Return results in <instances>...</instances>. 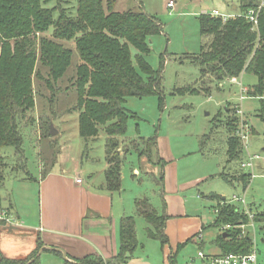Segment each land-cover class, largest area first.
I'll return each instance as SVG.
<instances>
[{
    "label": "trees",
    "instance_id": "trees-1",
    "mask_svg": "<svg viewBox=\"0 0 264 264\" xmlns=\"http://www.w3.org/2000/svg\"><path fill=\"white\" fill-rule=\"evenodd\" d=\"M114 1L77 0L72 14L60 5L44 6L45 0H0V186L5 182L7 169H26V136H37L40 123H43L41 132L50 134L49 116L44 119V109L41 115L39 101L54 98L53 85L72 65V51L64 43L73 41L79 57L73 68L71 86L76 91L78 133L85 142L104 133L107 166L102 187L107 191H120L124 157L121 152L129 151L127 144L122 147L126 140L121 138L126 135L129 119L135 116L125 107V99L158 95L159 104L162 103L166 53L159 58L157 67L146 58L151 51V38L163 31L158 17L132 9L114 10ZM258 4V0H240L238 12L226 17L210 12L199 14V32L207 40L198 52L189 53L188 58L197 63L202 75L209 76V87L224 79H234L242 72L257 76V82L248 87L246 95L259 97V116L264 122V5ZM248 10L255 11V23L246 17ZM44 88H51V92L45 93ZM227 107L228 115L223 124L227 162L240 164L244 147L235 135L240 122L236 112L239 104ZM243 121L248 125L245 118ZM212 132L201 136V148ZM137 141L133 148L138 158L145 155L153 165L159 166L156 181L163 190L166 161L158 155L155 160L152 155H146L155 149L157 152V136H138ZM8 159L13 162L9 163ZM220 173L228 180L225 173ZM246 184L247 181L243 188ZM212 195L216 199V212L211 226L220 228L223 223L249 222L246 214L235 211L234 203H221L225 197ZM135 206V215H123L119 219V242L114 255L106 259L100 255H85L75 258L76 264H127L137 249L144 247L137 236V215L146 222L145 235L164 248L169 241L165 233L169 218L166 208L162 205L164 210L158 212L146 199L136 200ZM256 215L255 219L264 218L263 214ZM240 232L235 228L214 239L219 254L250 251L251 238L239 236ZM190 240L191 237L178 243L175 251L166 257L168 264H179V249ZM41 246L40 241L27 258H1L0 264H40Z\"/></svg>",
    "mask_w": 264,
    "mask_h": 264
},
{
    "label": "rangeland",
    "instance_id": "rangeland-1",
    "mask_svg": "<svg viewBox=\"0 0 264 264\" xmlns=\"http://www.w3.org/2000/svg\"><path fill=\"white\" fill-rule=\"evenodd\" d=\"M168 1L170 0H115L113 4V9L117 11L132 9L157 16L163 31L151 38V51L146 55V58L152 66L157 67L159 58L165 53L167 54H165L164 59L166 60L162 70V103L159 104L158 95L132 96L125 99V107L134 112L135 116L129 119L126 135L121 138V140H124L123 138L126 140L125 143H122V147L127 144L129 151L127 154L121 152V155L124 156L121 165L123 179L121 190L118 192L123 193L126 215H134L135 199L148 200L158 212L164 210L163 206H166V200L163 199L162 188L156 181L160 170L159 166L153 165L150 160L146 159L145 155L139 159L133 146L137 144L138 136L166 137L173 153L170 164L176 167L177 175L183 184L186 183L184 180L192 178L198 180L196 185H191V187L181 191L186 200L188 211H184V214L180 215L172 213L171 217L167 214L169 220H174L168 224L167 230L173 240V245L176 244V248L178 245L176 241L181 240L182 232L190 226L187 224V220L198 215L203 223L209 224L213 221L215 212L214 208L212 209L210 206L213 201L203 194H207L208 191L220 192L218 194L221 196L223 193L227 194L225 195L227 198L231 194L237 193L220 173L224 170L228 171V168L223 169L222 167L226 159L224 153L226 143L223 139L226 135L223 124L227 115L224 112L222 113L223 117H218L217 112L218 107H224L227 102H229L227 105L230 106L236 104L239 101V87L242 83L245 86L253 85L255 76L250 74L253 79L247 75L242 76L244 73L242 72L234 80L229 78L234 82L233 85H228L227 80L229 82L230 80L224 79L223 81L226 83L222 86L218 84L213 86L220 90L218 91L211 86L209 87V76L202 75L197 63L188 58L189 53L198 52L200 45L207 40L206 37L203 39L199 32L197 17L205 12H201V10H209L213 6L223 10L226 9L224 4L228 2L230 5L232 3L238 4L237 0H172L173 5L171 6L167 5ZM258 1V5L264 4V0L263 2L262 0ZM76 4L77 0H45L43 3L47 7L60 5L67 10V13L72 14L76 10ZM230 5L226 12H238L237 9L232 10ZM64 44L72 51V65H70L66 75L53 85L54 98L50 101L42 98L39 101L42 105L41 115H43L44 109L43 117L46 119L49 116L50 125H52L54 132H50L49 135L43 134L41 132L43 123H40L37 136H26V169H7L5 182L0 186V202L8 205V200L3 199L9 196V201L15 204V208L11 207V213L21 222H37L40 210L38 179L45 171L48 172L47 170L65 169L67 172L75 174L76 171L80 170L81 178L88 180L86 170L90 169L96 171L95 178L104 181L105 135L102 132L96 139L85 142L78 133V111L74 107L76 91L71 86L73 68L75 69L79 57L73 41H67ZM191 88L194 90L193 92L189 90ZM44 89L45 93L51 92V88ZM210 89L211 93L207 94ZM243 93H247V91L241 87V94ZM246 101H256V99L246 98L243 100L241 103L243 109H245ZM39 117L38 115L40 122ZM211 131L213 132L204 141L202 149L200 138L203 134ZM138 150H142L141 145L138 146ZM161 150H164L163 147ZM157 152L155 149L146 155H152V159L155 160L159 154ZM160 156L162 157V155ZM8 161L9 163L13 162L11 159ZM133 168L139 171V175L136 174L135 176L132 173ZM212 174H215V178L212 177ZM254 189L257 190L259 197L264 200V180L257 182ZM252 199H248L247 203ZM239 204L241 203L238 202ZM145 225L146 222L142 217L136 219L138 240L144 244V247L138 248L135 254L144 258L141 262L148 261L151 264H161L164 257L163 249L169 248V241L164 248H161L158 242L146 237ZM211 228L205 225L202 230V238L197 236L198 232L195 233L197 227L193 228L190 236L196 238L195 240L191 239L179 249L177 256L179 264L185 263L188 256L195 255L198 248H202L205 253L219 254L214 239L222 236L224 232L228 234L230 230L220 232L219 228ZM253 235L256 240V255H258L256 264H264V229L257 230L255 224ZM239 236H243V234L240 232ZM155 246H157L158 252L156 255ZM45 262V254H41L40 263L45 264ZM51 263L48 261V264Z\"/></svg>",
    "mask_w": 264,
    "mask_h": 264
},
{
    "label": "crops",
    "instance_id": "crops-1",
    "mask_svg": "<svg viewBox=\"0 0 264 264\" xmlns=\"http://www.w3.org/2000/svg\"><path fill=\"white\" fill-rule=\"evenodd\" d=\"M237 1L239 2L238 4L232 3L230 5L229 2L224 4L226 9L223 10L219 9L217 6H213L209 10L205 9L201 10V12L205 11L204 13H212V11H218L222 14H231L232 12H226V10H228L229 5L232 10L239 9L240 0ZM243 75H247L253 79L250 74L248 75L247 73H243L242 76ZM253 80L254 82L252 83H256L257 76H255ZM224 83L226 82L222 81L218 83V85L222 86ZM227 84L233 85L234 82L231 80L229 82L227 80ZM211 87H213V85H211ZM241 87L247 90L248 87H251V85L245 86L242 83L239 87V101L236 103L239 104V107H241L243 117L250 127L246 143L247 148L243 151L244 157H242V163L237 164L231 161L227 162V146L225 144L224 153L226 154V159L222 167L223 169L228 168V171L224 170L222 172H227L225 174L228 180H226V178L225 180L237 192L231 194L229 197L241 196L245 201L244 204L239 205L234 203L239 207L238 212H243L244 214L251 213L253 215L252 219L248 222V224L252 225H249L244 229L246 230L248 228V235L254 238V244L251 245V247H255L256 240L253 235L255 233V224L257 230L264 229L263 216H259L260 219H255V215L258 213L264 215V200L259 197L257 190L254 189V186H257V182L264 180L262 179L264 178V122L259 116V97L248 96L246 93L241 94ZM210 93L211 89L207 94ZM246 98H250V100L254 98L256 101H246L245 109H243L241 103ZM227 103L224 107H218V115L223 117L222 113L224 112L228 115ZM236 104L234 103V105ZM162 147L164 150H161ZM157 150L162 157L159 154L158 156L166 161L162 190L163 199L166 200V212L170 217L172 213L178 215L184 214V211L188 210L186 209V200L181 194V191L191 187V185H196L198 180L197 178L184 180L186 183L183 184L182 180L177 175L176 167L170 164L171 159H173V153L171 152L166 137L157 138ZM252 154H256L258 157L251 161L250 166H243V164L246 163L247 156ZM106 166L107 164L105 163L104 170ZM86 172L88 180H83L81 178L80 170L76 171V174L67 172L65 169L48 170L45 175L40 176L38 179L40 210L39 217L35 223L21 222L14 217L13 213H11V207L15 208V204H12L8 200L9 198H7L8 205L4 202H0V211H3L7 217L5 220L0 219L3 221L2 223L0 222V259L27 258L37 249L40 241L42 242V246L38 251V254H45V264H48V261H51V264H76L77 262L75 261V258H80L85 255H100L106 259L116 253L119 242V219L121 216L126 215L127 212L125 200L122 197L123 193L117 191H107L104 189L102 187L104 181H100L95 178V170L87 169ZM132 173L135 176L136 174L139 175V171L136 168H133ZM212 175V177L215 178V174ZM256 176L257 178L255 179ZM76 177H80L81 182H77ZM122 179L123 169L121 166V181ZM246 181V187L243 188V184ZM216 193L218 194L220 192L208 191L207 194H203L206 195V198L213 201L210 206L212 209L214 208V212H216V199L212 194ZM223 194L222 196L226 198L225 195L227 194ZM250 198L253 199L247 203V200ZM3 200H6V198L4 197ZM133 211V214L135 215L136 206H133ZM137 218L139 217L137 216ZM173 221L174 220L172 219H168L166 222L165 233L168 236L169 248L163 249L164 259H162L161 264H168L166 257L169 253L167 252H174L176 249V244L173 245V240L167 230L168 224ZM211 223L212 222L209 224L203 223L201 217L195 215V217L187 220V224L190 226L185 228L182 232L181 240L176 241V243L184 242L187 238L191 237L190 234L193 232V228L195 227H197L195 233L198 232L197 236L202 238V230L205 225L217 229V227L211 226ZM222 225H220V227ZM241 230L242 229L240 228V231ZM195 238L191 237L193 240H195ZM155 248L156 255L158 253L157 246H155ZM52 249H56L58 252H55ZM217 250V253H219L220 249L218 248ZM192 256H188V258ZM188 258H186V260ZM141 260H144V258L138 257L135 254L127 264H151V262H141ZM257 260L258 255H256V261Z\"/></svg>",
    "mask_w": 264,
    "mask_h": 264
},
{
    "label": "built area",
    "instance_id": "built-area-1",
    "mask_svg": "<svg viewBox=\"0 0 264 264\" xmlns=\"http://www.w3.org/2000/svg\"><path fill=\"white\" fill-rule=\"evenodd\" d=\"M168 6L173 5L172 1H168L167 2ZM264 5V4H263ZM212 14L214 15H220L222 17H226L225 14L219 13L218 11H212ZM246 17H248L250 20H252L254 23L256 22V14L254 10H250L247 12ZM237 114L240 117V122L237 125L238 128H236L235 130V135L239 136V138L241 139L242 143H243V147L244 149L247 148L246 143L248 140V136H249V127L246 123H244L243 121V111L241 109V107L237 108L236 110ZM258 155L256 154H252L247 156L246 159V163L243 164V166H250L251 165V161L255 158H257ZM77 182H81V178L78 177L76 179ZM244 204L245 201L241 196H231V197H227L225 198L223 201H221V203H237L238 204ZM236 204V205H237ZM235 211L238 212L239 211V207L236 206ZM248 215L249 217V221L250 219H252L253 215L251 213H245ZM0 219H7L5 213L3 211H0ZM249 225L252 224H248V223H241L238 225H233L230 223H226L223 224L220 227V230L222 231H227V230H233L235 228H241V234H243V236L248 235V232L244 229L245 226L248 227ZM222 231V232H223ZM225 233V232H224ZM250 237V235H248ZM252 240V245L254 244V238L251 239ZM184 264H256V248L254 246H252L250 248V251L248 253H234V252H228V253H224V254H208L205 253L202 249H198V251L196 252L195 255H193L192 257L188 258V260L184 263Z\"/></svg>",
    "mask_w": 264,
    "mask_h": 264
},
{
    "label": "water",
    "instance_id": "water-1",
    "mask_svg": "<svg viewBox=\"0 0 264 264\" xmlns=\"http://www.w3.org/2000/svg\"><path fill=\"white\" fill-rule=\"evenodd\" d=\"M50 132H51V133L54 132V130H53V128H52V125H50ZM225 235H226V233L223 234V236H225Z\"/></svg>",
    "mask_w": 264,
    "mask_h": 264
},
{
    "label": "clouds",
    "instance_id": "clouds-1",
    "mask_svg": "<svg viewBox=\"0 0 264 264\" xmlns=\"http://www.w3.org/2000/svg\"><path fill=\"white\" fill-rule=\"evenodd\" d=\"M224 234V233H223ZM246 236H248V235H246ZM249 237V236H248ZM251 238V237H250Z\"/></svg>",
    "mask_w": 264,
    "mask_h": 264
}]
</instances>
